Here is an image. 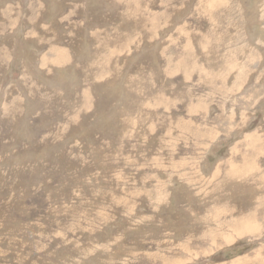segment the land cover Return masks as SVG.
<instances>
[{
	"label": "rangeland",
	"instance_id": "obj_1",
	"mask_svg": "<svg viewBox=\"0 0 264 264\" xmlns=\"http://www.w3.org/2000/svg\"><path fill=\"white\" fill-rule=\"evenodd\" d=\"M0 264H264V0H0Z\"/></svg>",
	"mask_w": 264,
	"mask_h": 264
},
{
	"label": "bare ground",
	"instance_id": "obj_2",
	"mask_svg": "<svg viewBox=\"0 0 264 264\" xmlns=\"http://www.w3.org/2000/svg\"><path fill=\"white\" fill-rule=\"evenodd\" d=\"M71 3V2H70ZM49 4V3H48ZM69 4V3H68ZM63 12V11H62ZM61 16V15H60ZM253 37V36H252ZM84 41V40H83ZM81 77V76H80ZM16 121V120H15ZM39 136V135H38Z\"/></svg>",
	"mask_w": 264,
	"mask_h": 264
}]
</instances>
